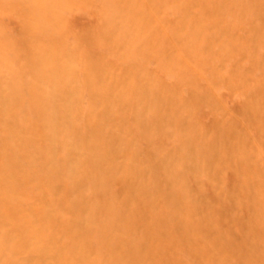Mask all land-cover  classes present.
<instances>
[{"label":"rangeland","instance_id":"374dc122","mask_svg":"<svg viewBox=\"0 0 264 264\" xmlns=\"http://www.w3.org/2000/svg\"><path fill=\"white\" fill-rule=\"evenodd\" d=\"M0 264H264V0H0Z\"/></svg>","mask_w":264,"mask_h":264}]
</instances>
